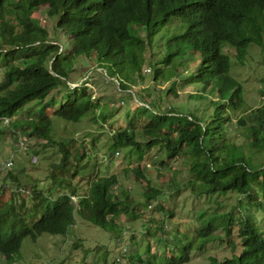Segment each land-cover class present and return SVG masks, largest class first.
<instances>
[{
  "label": "trees",
  "instance_id": "obj_1",
  "mask_svg": "<svg viewBox=\"0 0 264 264\" xmlns=\"http://www.w3.org/2000/svg\"><path fill=\"white\" fill-rule=\"evenodd\" d=\"M42 7L47 8L51 24L40 25L30 15ZM61 34L65 36L60 38ZM224 47L234 51L240 66L256 48L264 64V0H0V119H10L13 132L59 145L58 167L65 168L72 155L70 146L53 143L52 120L104 119L105 109L95 113L89 77L77 87L69 86L75 83L70 73L77 61L84 65V60L94 59L95 68L104 71L110 84L116 83L118 91H128L138 101L127 109V127L110 135L111 147L115 153L131 149L142 155L156 148L155 178L169 177L157 185L148 178L145 165L132 171L133 181L144 185L141 197L147 204L156 202L154 211L161 214L154 220L155 235L168 236L162 232L164 219L169 222L174 217V208L158 202L168 198L172 182V176L161 172L181 153L187 155L184 185L193 200L226 193L238 197L232 211L209 217L198 212L191 233L173 229L168 244L174 256L152 255L147 244L146 258L131 252L130 264H153L164 256L168 258L161 264H189L191 253L214 245L229 249L230 257L217 262L210 256V264H264V229L254 222L252 210L262 215L264 224V163L256 167L251 156L253 150L264 151V105H246L242 84L231 75L232 63L222 52ZM188 60L194 67L184 75ZM145 66L152 72V88H135L145 83ZM179 83L198 86L189 100L203 101L200 110L169 102V96L177 97ZM162 84L169 87L154 88ZM161 94L169 104L164 111ZM35 105L27 119H18ZM237 128L245 129L244 143L230 135ZM3 134L0 129V142ZM10 170L4 173L2 184L6 179L17 182ZM93 173L83 194L62 182L69 192L56 198L52 197L56 188L48 193L22 192L35 204L30 212L24 210L25 198L16 194L0 205L4 264H14L20 257L24 239L66 235L75 225V216L108 231L139 215L130 193L119 189L117 176ZM126 254L115 257L114 264Z\"/></svg>",
  "mask_w": 264,
  "mask_h": 264
},
{
  "label": "rangeland",
  "instance_id": "obj_2",
  "mask_svg": "<svg viewBox=\"0 0 264 264\" xmlns=\"http://www.w3.org/2000/svg\"><path fill=\"white\" fill-rule=\"evenodd\" d=\"M30 15L40 25H43L45 21L52 23V19L47 15L46 7L34 10ZM49 31L52 33L51 29ZM62 35L60 38L65 36ZM51 36L50 34V38H52ZM156 42L157 40H154L153 44H156ZM222 52L230 58L232 63L231 75L242 84L246 105L253 108L264 105V94L262 93L264 90V64L260 55H258L259 50L253 48L251 50L252 57L247 58V63L248 61L250 63L243 66L236 62L232 49L224 47ZM145 57H148L147 53ZM95 62L94 59H86L84 60L85 64L80 65V62L77 61L76 68L70 73V79L75 83L69 86L77 87L89 77L87 86L92 92V99L96 108L95 113L98 114L100 110L105 109L104 119L92 121L88 117L77 123L52 120L50 137L55 141L53 143L59 141L68 148L70 146L72 155L65 168L58 167L60 164L59 145L51 144L48 140L36 139L22 132H13L10 129V123L7 127L5 124L0 123V129L4 133L0 142V161L12 155L13 167L10 172L17 179L16 183L6 179V182L2 184L6 175H0V184L3 185L0 205L5 204L11 194H16V197L25 198L26 206L24 210L30 212L32 205H35L29 197L32 191H45L48 193L47 191H53L56 188L52 195L53 198H56V196L69 192L67 188H64L69 183L73 185L79 194H83L90 179L88 177L89 173L94 172L97 176H117L119 189L130 193L137 205L139 215L134 220L126 218L123 221V226L108 231H103L75 216V225L68 229L66 235L42 234L35 240L24 239L20 247V257L14 259V264H114L115 257H120V252L122 253L125 250L127 254L122 257L119 264H130L128 255L131 252L140 255L142 259L146 258L143 252L147 244L150 246V254L160 255L165 253L168 257H171L175 255V252L169 248L168 243H171L175 230L178 233H191L192 229L195 228L193 222H198L196 217L198 212L203 211L209 217L214 213L232 211L235 206L238 197L234 193L193 200L188 188L184 185L188 177L187 155L181 153L177 158L170 161L169 166L161 172L172 176V182L167 190L170 195L165 201H158L165 207L174 208L173 219L169 222L167 218L164 219V222L167 220L164 225H167V223L168 225L167 227L163 225L162 232H165L168 236L165 237L161 232L157 235L154 234L156 231L155 221L161 217V214L159 217V214L154 211L156 202L147 204L141 197L144 185L133 181L132 171L137 165H145L148 178L154 181L153 184L157 183V185L160 184L162 179L168 180L169 177L155 178L157 168L153 167V165H156L154 156L159 155L156 148L147 150L143 155L131 149H121L117 151V154H113L115 150L111 147L110 135L116 129L127 127L125 123L127 109L134 108L135 104L138 105V101L130 92L118 91L116 83L114 85L110 84V80L105 77L104 71L95 68ZM186 65L184 75L194 67L193 62L189 60L186 61ZM148 70L149 67L145 66L143 70L145 83L139 86L135 85V88H152L150 82L152 72L150 70L149 73ZM168 87L167 84L154 86V88H159L161 91ZM195 91H199L198 86L179 83L177 97L169 96V102L177 106L185 105L189 110H195L201 107L203 102L200 101V104L198 102L197 104L189 100ZM160 96L161 110L164 111L169 104L166 102L164 94ZM59 105L60 103L57 104V108ZM35 109L36 105L31 106L28 109L29 112L26 113L25 111L24 114L18 116V119H27L28 114L33 113ZM18 134H20V138L24 143L25 150L23 151H18ZM230 135L240 138V143H244V139H246L245 129L243 128L235 129ZM82 151L85 155L82 154ZM251 156L256 167L264 163V151L253 150ZM55 180L60 183V186L55 184ZM62 182H64V186ZM17 184L18 187H21L20 192L17 189ZM22 191L29 194H23ZM242 200L245 201L246 198H242ZM74 201L76 202V197ZM252 210L255 212L254 222L259 225L260 229H264V224L261 221L262 215L254 209ZM151 219L153 220L150 221ZM147 227L149 228V234ZM173 229L175 230L173 231ZM223 247L220 249L219 245H214L206 247L200 252L191 253L189 264H210V256L214 257L217 262H221L223 258L230 257L229 249L225 250ZM168 257L164 256L159 262L152 261V263H164ZM0 264H4L1 259Z\"/></svg>",
  "mask_w": 264,
  "mask_h": 264
},
{
  "label": "built area",
  "instance_id": "obj_3",
  "mask_svg": "<svg viewBox=\"0 0 264 264\" xmlns=\"http://www.w3.org/2000/svg\"><path fill=\"white\" fill-rule=\"evenodd\" d=\"M114 82H116V81L114 80ZM0 123L5 124V126L7 127L9 125V123H10V119L2 118V119H0ZM20 137L21 136H18V141H17L18 151H21V150L25 149L24 148V143L22 142ZM115 154H117V153H115ZM12 167H13V161H12V155H10L9 157L4 158L3 160L0 161V175H3L8 170H10Z\"/></svg>",
  "mask_w": 264,
  "mask_h": 264
},
{
  "label": "clouds",
  "instance_id": "obj_4",
  "mask_svg": "<svg viewBox=\"0 0 264 264\" xmlns=\"http://www.w3.org/2000/svg\"><path fill=\"white\" fill-rule=\"evenodd\" d=\"M18 136H20V134H18ZM18 136H17V138H18ZM25 150V149H24ZM21 151H23V150H21ZM12 169V168H11ZM19 191H20V189H19ZM23 192V191H22ZM125 252H126V250H125ZM124 252V253H125ZM123 253V252H122ZM121 252H120V254H122Z\"/></svg>",
  "mask_w": 264,
  "mask_h": 264
}]
</instances>
